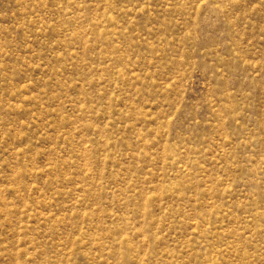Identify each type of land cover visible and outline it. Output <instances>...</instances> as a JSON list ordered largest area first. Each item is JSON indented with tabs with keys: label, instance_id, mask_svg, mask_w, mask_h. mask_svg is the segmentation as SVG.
<instances>
[{
	"label": "rangeland",
	"instance_id": "rangeland-1",
	"mask_svg": "<svg viewBox=\"0 0 264 264\" xmlns=\"http://www.w3.org/2000/svg\"><path fill=\"white\" fill-rule=\"evenodd\" d=\"M0 264H264V0H0Z\"/></svg>",
	"mask_w": 264,
	"mask_h": 264
}]
</instances>
